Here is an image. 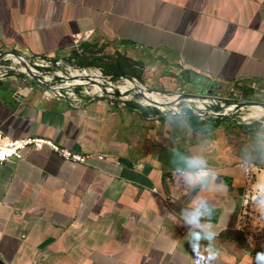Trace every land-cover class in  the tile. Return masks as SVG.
<instances>
[{
	"label": "crops",
	"instance_id": "1",
	"mask_svg": "<svg viewBox=\"0 0 264 264\" xmlns=\"http://www.w3.org/2000/svg\"><path fill=\"white\" fill-rule=\"evenodd\" d=\"M5 52L81 54L161 94H264V0H0ZM28 77L0 73V129L89 156L43 146L0 163V264H264V241L236 227L264 124L76 101Z\"/></svg>",
	"mask_w": 264,
	"mask_h": 264
},
{
	"label": "built area",
	"instance_id": "2",
	"mask_svg": "<svg viewBox=\"0 0 264 264\" xmlns=\"http://www.w3.org/2000/svg\"><path fill=\"white\" fill-rule=\"evenodd\" d=\"M14 58H17L18 60H14L15 62L23 64L25 71L28 67L32 70L37 71L35 67L49 66V64L53 61V59L49 57H27L5 52L0 53V66H2L1 64L3 63V61ZM7 72L8 71L6 69L0 68V73ZM97 74L100 77V73ZM107 77L111 78L113 76L108 75ZM46 79L50 80L51 82L56 80L55 76L52 73H50V75H48ZM97 80L102 83L100 79ZM80 85V83H72L71 81L69 82V84L64 86L48 85L46 87L48 88L47 92L51 91L53 93L52 95H55L57 97H70L76 101L83 96H88L91 98L104 97V94L95 92L89 93L87 92V90L79 88ZM140 85L146 87L143 84ZM209 100L211 99H209L208 97H203L201 99H198L197 101L206 105L208 104ZM196 115L199 117L204 116L202 115V113H198ZM43 146H49L63 158L71 159L74 161L85 162L89 156V154L74 152L69 148L60 146L48 138L11 137L5 134L0 129V163L11 159H23V150L28 148L39 149ZM241 165L244 169L245 188L242 195L241 207L237 216L236 227L243 232V234L251 244H257L264 241V185L260 186L256 184L258 180V174L261 172V168L256 164L250 162H242Z\"/></svg>",
	"mask_w": 264,
	"mask_h": 264
},
{
	"label": "rangeland",
	"instance_id": "3",
	"mask_svg": "<svg viewBox=\"0 0 264 264\" xmlns=\"http://www.w3.org/2000/svg\"><path fill=\"white\" fill-rule=\"evenodd\" d=\"M81 59V56H79L78 58L74 59V60H57V59H53L52 63L49 64V66H39V67H35L36 70L41 71V72H51L56 80L54 81H50L48 79H46L47 77L45 76L46 73H44L43 75L40 73H38L34 78L31 79V77H28L30 80L36 81L37 83H39L37 81V78H39L40 80H42L45 84L47 85H51V86H61V85H67L69 84V82L72 81V83H80L81 85L79 86V88L83 89V90H87L89 93H92V87L94 86L95 83H93L94 81H96L97 79H100L102 81V83H104L106 86H120V85H124L126 83V80H130L132 82H134L136 84V86H140V81H135L132 78H129L127 76H113L111 78L107 77L108 75L106 74L105 70H101L97 67H93V66H81L79 65V60ZM57 61V62H56ZM4 65L6 64V69L7 71H14L16 70L17 72H20L21 74L27 75V72L25 71V69L23 70V64L22 63H17L15 62L13 59H9V60H5L3 61ZM78 69L81 72L87 71L88 73L92 74L93 72L95 73H100V77L98 76H94L91 77V79H89L88 81L86 80H76L72 77V71H74L75 69ZM24 71V73L22 72ZM41 84V83H39ZM43 85V84H42ZM153 94V93H152ZM167 95H175V94H167ZM139 95H132L131 97L124 99L123 97H121L120 94H115L114 92L108 91L104 94V97L106 98H114L115 100L118 101H123L125 103H136L138 105H142L141 103L138 102V97ZM165 99V98H163ZM193 100V101H192ZM256 102L259 103V105L264 104V94H252V93H240L237 92L232 96H229L228 98L225 99H215L212 98L211 100H209L208 104H204L205 108H199L198 106L200 105V102L197 101V99L195 98H189V99H182L181 101H179L178 104H173V105H169L166 106V110H163V113L166 114H181L184 115L185 113V108H189L193 113L198 114V113H202L201 116L202 119H209L211 117H215L212 114H217V113H221V114H225L223 116H219L222 117L221 120L225 121L229 124H234V125H239V126H248L251 128H259L260 126H263L264 124V116L261 118H256V117H247L244 118L245 115H247V113L250 111V107H242V108H238L237 110L236 108V104L239 102ZM145 106V105H142ZM150 108H157V106L155 105H146ZM145 106V107H146ZM229 107H233L234 111H232L231 109H229ZM162 112V111H161ZM255 119V120H254Z\"/></svg>",
	"mask_w": 264,
	"mask_h": 264
},
{
	"label": "bare ground",
	"instance_id": "4",
	"mask_svg": "<svg viewBox=\"0 0 264 264\" xmlns=\"http://www.w3.org/2000/svg\"><path fill=\"white\" fill-rule=\"evenodd\" d=\"M13 60H17V58H14ZM18 61V60H17ZM23 70L25 69L24 66L22 68ZM35 71V70H33ZM47 77L48 74H45ZM91 76H98L97 73H88L86 72H81L77 68L72 71V77L76 80H85V78L91 77ZM98 78V77H97ZM105 89L106 92L111 91V92H117L123 97L124 99H127L131 97L132 95L136 93H142V95H139L138 102L141 103L142 105H155L158 106L162 110H166V106L169 105H175L178 104L180 99L176 96H170L167 95V98L163 99L161 96L153 93V92H147L142 85L136 86V84L130 80H126V83L124 85H120L117 87L111 86L109 88H105L102 83H100L99 80L96 81L94 86L92 87V91L95 93L99 94H105ZM88 92V91H87ZM153 93V94H152ZM193 101V100H192ZM199 108H203L204 104L200 103L198 106ZM250 111L247 113V115L244 116V118L249 117H256V118H261L264 116V105H259V104H252L249 106ZM205 108V107H204ZM229 109H233V107H229ZM234 110V109H233ZM255 120V119H254ZM259 181L257 180V185H264V170H262L259 174Z\"/></svg>",
	"mask_w": 264,
	"mask_h": 264
},
{
	"label": "water",
	"instance_id": "5",
	"mask_svg": "<svg viewBox=\"0 0 264 264\" xmlns=\"http://www.w3.org/2000/svg\"><path fill=\"white\" fill-rule=\"evenodd\" d=\"M27 69V76H29V77H31V78H34L38 73L40 74H44V73H46V74H48V75H50V73L51 72H41V71H33L32 69H30L29 67L28 68H26ZM23 73H24V71H22ZM89 79H91V77H88V78H85V80L86 81H88ZM37 81L39 82V83H41V84H43V85H45V83L42 81V80H40L39 78H37ZM97 81V80H96ZM96 81H94L93 83H96ZM102 85H104V87L105 88H109V87H111V86H106L104 83H102ZM45 86H48V85H45ZM144 87V86H143ZM144 89L147 91V92H153V93H155V94H157V95H159V96H161L162 98H167V94H164V93H160V92H156V91H153V90H151V89H149L148 87H144ZM105 92H106V89H105ZM115 94H119V93H117V92H115ZM135 95H142V93H136ZM171 96V95H170ZM172 96H176V97H178L179 99H180V101L182 100V99H189V98H192V96H190L189 94H175V95H172ZM201 98H203V97H201ZM201 98H195V99H201ZM209 99H212V98H214V97H208ZM252 104H259V103H256V102H239V103H237L236 104V110L238 109V108H242V107H249L250 105H252ZM262 105H264V104H262ZM162 112H163V110H161ZM232 111H234V110H232ZM212 115H214L215 117H219V116H223V115H225V114H221V113H215V114H212Z\"/></svg>",
	"mask_w": 264,
	"mask_h": 264
},
{
	"label": "clouds",
	"instance_id": "6",
	"mask_svg": "<svg viewBox=\"0 0 264 264\" xmlns=\"http://www.w3.org/2000/svg\"><path fill=\"white\" fill-rule=\"evenodd\" d=\"M194 166L199 167V164L196 163ZM199 174H200V176H202V177H203V176H207V175H208V170H206V169H201ZM203 214H204V213L200 212L199 209H198L197 213L193 215V217L191 218V220H189V223H192L194 226H198V225H199L198 217H199L200 215H203ZM196 235L199 236L200 233H196Z\"/></svg>",
	"mask_w": 264,
	"mask_h": 264
},
{
	"label": "trees",
	"instance_id": "7",
	"mask_svg": "<svg viewBox=\"0 0 264 264\" xmlns=\"http://www.w3.org/2000/svg\"><path fill=\"white\" fill-rule=\"evenodd\" d=\"M81 54H77L76 56H80ZM82 59H80L78 62H79V64H81V65H85V64H90V65H94V64H96L95 63V60H87V58L86 57H81ZM135 105H136V103H134ZM155 111L157 112V113H159L160 112V110L159 109H157V108H155ZM185 111H187V112H190L191 113V110L189 109V108H185ZM191 117V119L194 117V116H190ZM199 117V116H198ZM218 119H221V118H218Z\"/></svg>",
	"mask_w": 264,
	"mask_h": 264
}]
</instances>
